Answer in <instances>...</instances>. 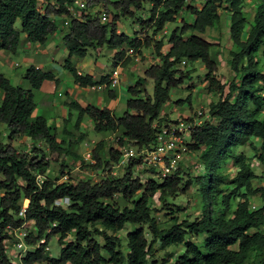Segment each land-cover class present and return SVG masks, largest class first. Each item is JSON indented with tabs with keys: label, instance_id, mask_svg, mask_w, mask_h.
<instances>
[{
	"label": "trees",
	"instance_id": "1",
	"mask_svg": "<svg viewBox=\"0 0 264 264\" xmlns=\"http://www.w3.org/2000/svg\"><path fill=\"white\" fill-rule=\"evenodd\" d=\"M74 1L0 0V50L16 53L21 34L28 42L44 43L57 29L53 17L64 16L68 21L61 42L67 54L61 66L74 83L86 87L108 81L105 76L94 80L88 74H77L71 57L83 58L88 48L106 45L115 49L112 58L117 59L123 51L116 48L123 44L137 52L140 47L151 46L159 62L142 69L134 84L126 88L128 98L120 115L105 106L67 103L77 112L76 124L86 116L93 131L116 135L119 148H149L153 144L158 126L174 121L161 114L170 89L190 78L187 64L200 62L205 68L206 91L217 95L208 104L207 120L188 130L187 147L200 161L202 173L197 174L200 169L187 163L178 165L166 177H148L141 182L138 176L132 177V168L141 159L129 157L119 177L74 181L59 170L64 179H49L43 176L48 167L47 153L59 156L66 150L46 118L31 116L35 107L32 90L39 89L44 81L57 80L49 70L29 65L22 74L29 89H23L0 73V124L8 131V143L0 142V264H11L5 248L8 228L28 226L32 231L24 232V236L15 233L17 240L30 247L20 255L18 264H264V232L260 231L264 226V184L253 183L257 174L250 166L252 158L264 166V0H250L249 18L244 15L246 0H201L198 6L190 0H83L86 7L101 4L110 14L106 22L86 7L74 17L67 9ZM144 2L149 7L142 18L137 12ZM183 10L189 13V21L181 18L169 32L165 31L164 27L176 22ZM222 12L227 13V37L235 46L229 50L232 77L226 82L217 78L216 62L210 54L215 42L204 36L208 28L221 23ZM127 16L144 29L141 39L117 32L118 19ZM16 21L19 30L14 27ZM161 32L167 35L155 39ZM146 79L152 81L151 94L144 88ZM108 94L114 98L112 91ZM188 98L176 99L173 104H189ZM193 117L200 116L195 112L180 119L192 121ZM22 137L43 143L47 152L36 145L29 152H20L9 144ZM245 147L253 150L252 158L241 150ZM119 148L110 147L101 158L98 143L91 150L93 167L108 172L119 163ZM228 162L235 168L232 174L222 171V165ZM147 171L156 175L154 168ZM185 173L187 178H183ZM37 175L42 177L41 183ZM192 184L199 187L201 214L191 220L179 218L168 198L184 193ZM153 196L166 210L168 227L152 214ZM255 196L259 204L251 209ZM62 198H67L65 205L55 203ZM22 199L28 203L19 215ZM217 203L219 208L215 209ZM125 223L134 227L125 234L122 248L114 233ZM71 233V239L66 240ZM55 235L60 248L58 256L51 257L45 247ZM93 235H100L102 243ZM198 235H202L199 244L192 240ZM171 245L183 249L180 253L165 252L159 260L154 257L156 250ZM253 252L256 261L250 260Z\"/></svg>",
	"mask_w": 264,
	"mask_h": 264
},
{
	"label": "rangeland",
	"instance_id": "2",
	"mask_svg": "<svg viewBox=\"0 0 264 264\" xmlns=\"http://www.w3.org/2000/svg\"><path fill=\"white\" fill-rule=\"evenodd\" d=\"M201 0H190V3L192 5L198 6L200 4ZM85 4V3H84ZM85 6V5H84ZM142 9L138 11L137 13L142 17L147 16V9L149 7L148 2H144L142 5ZM86 7V6H85ZM87 11L90 13H96L100 18L101 12H103V6L101 4L98 5H92L90 7H86ZM110 9V7L108 6ZM112 11V10H111ZM252 13V6L250 5V0L245 1V11L244 15L246 18L250 17V14ZM109 15L106 14V20L102 22L109 21ZM227 16V13L222 12L221 13V23L218 25H215L211 28H208L206 30V33L204 34L205 38L215 42L210 47V54L213 58V61L216 62L217 66V78L220 80V82H226L231 77L232 74L228 70V58H229V50H234L235 46L231 43V40L227 37V31H226V25H225V19ZM55 17V16H54ZM181 18H184L185 21H189L190 15L189 13L185 12L184 10L181 13H178L176 16V22L169 23L166 27H164V30L169 32L170 28H173L175 24L179 22ZM14 27L19 30V21H16L14 24ZM117 30L118 33H124L129 37L136 36L139 39L142 38L143 34L145 33L144 29L141 28V26L134 22L133 17H120L117 21ZM136 31V32H133ZM60 32H65V29H62ZM166 33H158L155 36V39H159L163 35L166 36ZM58 45H60V40H58ZM48 46V44H46ZM56 48V46H54ZM120 49L123 51L121 58L113 59L112 58V52L115 50L114 48L107 47L106 45H103L101 47H94V48H88L85 56L80 59L82 60V63L86 64V68H84V72L89 71L91 69V66H97L99 69L101 68L103 72H108L114 67H112V61L115 62V68L118 70V79H120V73L123 68L127 69L128 74H126L125 71H123V81L119 84V87L116 94V102L117 105V112H121L120 104L121 102H125V99L128 98V94L126 92L127 86L133 85L135 78L138 75H141L142 69L149 66L153 63H158V58L154 55L152 47H140V51H133L132 48H127L126 45H121L120 47L116 48V51H120ZM166 49V45H164L163 50ZM3 51L0 50V53ZM10 61L13 63H16L18 65L17 68L15 67H9L7 64H2L0 62V73L5 74L4 76H10L11 73H16L13 77H11V84L14 86H25L27 83L24 79L21 78V75L23 74L24 70L29 66V64L26 61L22 60V56L19 55H9ZM55 60L57 61V55L55 56ZM13 68V69H12ZM186 69L189 71L190 78L184 79L182 83L174 88H171L169 91V101H167L163 106L162 110L166 112V115L169 119H179L180 117L185 118L188 115H191L197 111L202 112L200 118L202 120H207L208 113H207V107L208 104L212 101H214L217 98L216 94H212L206 91L205 88V81L203 80V75L205 72V68L202 66L200 62H193L186 65ZM46 70V69H43ZM66 72V71H65ZM111 72V71H110ZM18 73V74H17ZM126 75V76H125ZM21 80L22 84L19 82ZM120 81V80H119ZM62 86H65L62 85ZM116 86V85H115ZM114 86V87H115ZM64 88V87H63ZM144 88L146 90V93L151 94L152 91V81L150 79H146V83L144 85ZM104 92L105 89H104ZM114 93V90H113ZM54 96H52L51 101L53 99V102L59 105V103L64 102L62 97L56 96V90H53ZM189 95L188 101L183 102L182 104H173V102L176 99H183L186 96ZM64 98V97H63ZM33 117V116H32ZM84 118L79 119L77 121V124L75 123L76 120L70 119V115H67L66 119H61L60 123L57 124L55 128H52L58 140L62 143L63 149L66 150V153H62L59 156H56L55 153H47V160H48V167L43 176L54 179L56 178L57 181H61L64 179L63 174L59 175V170H62V173H68L72 177L74 181L78 179H84L89 180L91 182H97L100 177L102 176H108L112 175L115 177H119L122 175L124 171V167L126 165L127 159H125L122 163H114L111 167V169L108 172H103L101 169L94 168L93 167V159H85L83 156L84 153V141L88 142L89 149L92 150L98 143L101 145V149L99 150V155L101 158L106 156V151L111 147L113 149H118V145L116 144V135H113L111 133L102 132L97 133L93 131L92 129V123L90 120L87 119L86 116H83ZM48 124H51V121L47 120ZM0 142L2 143H8V131L4 124H0ZM255 145H259V140L254 139ZM9 144L13 147H15L20 152H29L32 145H36L37 147L41 148L43 151H46V147L43 145V143H33L29 138H15L13 141H10ZM127 146H123L120 149L122 153V149ZM128 148H131V150H136V147L134 146H128ZM244 154H246L247 157L252 158L253 157V150L250 147H245L241 149ZM133 158H137L136 154L133 156ZM198 164V163H197ZM250 166L253 169V171L257 174L256 181H253V183L256 184H264V166L257 163L253 158L250 162ZM147 166L143 163L135 165L132 168V177L138 176L140 178V181L143 182L146 178L151 177L156 179L157 176L149 173L147 171ZM235 168L230 165V162L227 164L222 165V171L226 172L228 174H232L234 172ZM201 172L197 174H201ZM186 172L189 174V170L186 169ZM192 171H190L191 173ZM196 172H194L195 174ZM190 175V174H189ZM196 175V174H195ZM188 175L186 173L183 175V178H187ZM191 176V175H190ZM199 187L195 184H192L188 187V189L184 193H178L174 195L173 197L168 198V201L172 203V208L176 211V215L179 218H187L188 220L193 219L194 217H199L202 211V205L203 201L201 198V194L199 193ZM116 197V196H115ZM119 199L116 197V201ZM237 198L231 201V204L233 205ZM217 202L219 199L216 200ZM28 203L27 199L21 200V207L24 208ZM252 204H259L258 198L255 196L251 198ZM150 206L153 208L152 214L158 219L160 224L163 227H168L170 225L169 220L166 216H164V213L166 212L165 209H163V206L160 204V202L156 199V196H153L150 199ZM215 209L219 208V204L217 203L214 206ZM134 226L129 223H125L124 226L119 230L116 231L114 234L119 238L121 247H125V234L129 232ZM27 231H32V227L28 226L27 228H17V229H9V238L6 239L5 242V248H6V255L8 256L11 264H18L20 255L23 254L25 251L22 248H16L15 244L17 241L16 234L15 233H23ZM261 232H264V226L260 229ZM15 234V235H14ZM72 233L69 234L66 237V240L71 239ZM94 239L97 240L99 243L101 242V236L100 235H93ZM57 236H52L46 244L45 251L51 256V257H57L59 253L60 245L57 242ZM202 239V235H198L196 237H192V240L199 244ZM23 241V240H22ZM155 247L158 248V243L155 242ZM29 245H26V250L29 249ZM181 245H171L169 247H166L164 249L156 250L154 253V257L159 260L165 252H173V253H180L182 251ZM253 253H250V260L256 261L255 256H253ZM35 264H46V263H35ZM171 264V262L166 263Z\"/></svg>",
	"mask_w": 264,
	"mask_h": 264
},
{
	"label": "crops",
	"instance_id": "3",
	"mask_svg": "<svg viewBox=\"0 0 264 264\" xmlns=\"http://www.w3.org/2000/svg\"><path fill=\"white\" fill-rule=\"evenodd\" d=\"M250 5H251V1H250ZM53 19L57 25V29L53 34L48 36V38L44 43L40 44L37 42H28L24 38V35L21 34L18 49L16 53H14L16 55L22 56V60L26 61L29 65H33L42 70L43 69L49 70L50 72H52L54 78L57 80L56 83H54L53 81H44L39 89L32 90V96H33V101L35 103V107L31 113V116L34 117L37 115H41L44 118H46V120L51 121V124L50 125L48 124L51 128H55L57 124L60 123L61 119H66L67 115H70V119H74V120L77 119V112L74 109H70L67 106L68 102H76L81 106H84L86 104H90L97 107L105 106L111 109L115 115H120L124 110V102H121L119 107L121 109V112H117L118 110L116 104L118 103L116 102L117 98L115 92L117 91L121 81H123V79L125 78L122 76L123 75L122 72L125 71L126 74H128L127 69L123 68L121 70L120 79H118V84L115 87H110L108 85V82H104L102 84H98L94 86H86V87H82L74 83L71 75L66 70L62 69L61 66L62 61L66 57L67 53L61 42V38L64 32H60V31H62V29H65L66 31L68 18L64 16H55L53 17ZM58 40H60V45H58L59 43ZM46 44H48V46ZM54 46H56V48H54ZM14 54H9L3 51L2 53H0V62H2V64H7L9 67L17 68L18 65L14 62L12 63L9 60L10 59L9 55H14ZM56 55L58 59L57 61L55 60ZM80 59L82 58L71 57L70 59L72 61V64L76 72L78 71L80 75L88 74L94 80H98L101 77L105 76L106 81H108V77L112 69L106 73L103 72L101 68L99 69L95 65V66H91V69H89V71L84 72L83 69L86 68L85 66L86 64L82 63V60ZM112 62L115 61L113 60ZM115 66L116 65L112 67L115 68ZM15 74L16 73H11L9 77L7 75L6 77L9 79V81H11V77H13ZM24 80H21L19 83L22 84V81ZM64 84L65 86H62ZM23 87H24L23 89H29V84L27 83ZM54 89L56 90V96L62 97V99L64 100V102L59 103V105L54 103L53 99L51 101L52 96L55 95L53 94ZM104 89L106 92H104ZM113 90H114L113 93L114 98H109L108 91L113 92ZM164 113L166 112L162 110L161 114Z\"/></svg>",
	"mask_w": 264,
	"mask_h": 264
},
{
	"label": "built area",
	"instance_id": "4",
	"mask_svg": "<svg viewBox=\"0 0 264 264\" xmlns=\"http://www.w3.org/2000/svg\"><path fill=\"white\" fill-rule=\"evenodd\" d=\"M84 5L83 0H75L72 5L67 7V9L75 17L78 15L79 11L85 7ZM100 20H106V13L104 11L100 14ZM77 74H79L78 71ZM117 84L118 70L117 68H113L108 77V85L114 87ZM201 114L202 112L200 111L196 112V116H201ZM201 121L202 119L200 117H193L192 121L180 118L174 119V121L168 120L158 126L154 142L149 148L142 147L139 149L136 148V150H131V148L124 147L119 162L122 163L125 159L128 160L129 157H133L136 154L137 158L141 159V163L143 160V163L147 168H154L158 178L166 177L181 164L190 163L192 164L193 169L198 170L202 165L200 164V161L196 160L197 156L188 149L187 144L189 128L194 125H199ZM83 145L84 158L91 159V150L89 149L88 142L84 141ZM36 180L41 183L42 177L37 175ZM55 203L65 205L67 203V198L56 200ZM255 206V204H252L250 207L251 209H254ZM23 211L24 208H21L19 215L22 214ZM24 234L25 233L23 232L18 233L17 235L24 236ZM15 246L19 249H26V245L19 239L16 241Z\"/></svg>",
	"mask_w": 264,
	"mask_h": 264
}]
</instances>
